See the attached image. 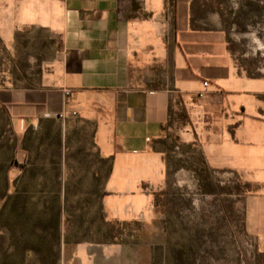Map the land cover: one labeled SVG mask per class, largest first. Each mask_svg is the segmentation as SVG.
I'll return each mask as SVG.
<instances>
[{
  "label": "crops",
  "instance_id": "crops-1",
  "mask_svg": "<svg viewBox=\"0 0 264 264\" xmlns=\"http://www.w3.org/2000/svg\"><path fill=\"white\" fill-rule=\"evenodd\" d=\"M210 14L208 0H0L14 132L72 123L62 144L109 163L106 189L87 194L99 201L62 210L59 264H191V239L110 234L185 230L186 201L161 189L187 162L237 178L243 190L207 194L242 200L247 261L264 264V77L240 69Z\"/></svg>",
  "mask_w": 264,
  "mask_h": 264
},
{
  "label": "rangeland",
  "instance_id": "rangeland-1",
  "mask_svg": "<svg viewBox=\"0 0 264 264\" xmlns=\"http://www.w3.org/2000/svg\"><path fill=\"white\" fill-rule=\"evenodd\" d=\"M208 1V24L224 30L236 64L248 75L264 77V0ZM9 58L0 40V77ZM70 126L53 120L43 134L17 135L0 106V264H59L62 210L88 208L99 200L87 194L106 189L109 163L80 162L93 152L69 143L74 136L62 144L61 132ZM236 180L233 175L209 176L202 162L177 163L161 190L187 204L180 214L186 229L165 226L158 234L152 229L121 231L114 225L110 234L191 239V264H250L246 252L252 242L242 229V200L207 194L243 190ZM62 192L68 194L64 199Z\"/></svg>",
  "mask_w": 264,
  "mask_h": 264
},
{
  "label": "built area",
  "instance_id": "built-area-1",
  "mask_svg": "<svg viewBox=\"0 0 264 264\" xmlns=\"http://www.w3.org/2000/svg\"><path fill=\"white\" fill-rule=\"evenodd\" d=\"M204 83H206V82H204ZM73 114H74V112H73ZM56 117H58V118H62V117H64V113H62V112H60V113H56V114H54Z\"/></svg>",
  "mask_w": 264,
  "mask_h": 264
},
{
  "label": "trees",
  "instance_id": "trees-1",
  "mask_svg": "<svg viewBox=\"0 0 264 264\" xmlns=\"http://www.w3.org/2000/svg\"><path fill=\"white\" fill-rule=\"evenodd\" d=\"M176 0H173V5H175Z\"/></svg>",
  "mask_w": 264,
  "mask_h": 264
}]
</instances>
